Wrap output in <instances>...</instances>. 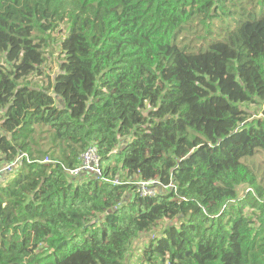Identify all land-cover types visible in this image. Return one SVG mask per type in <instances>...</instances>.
I'll return each mask as SVG.
<instances>
[{
	"label": "trees",
	"instance_id": "16d2710c",
	"mask_svg": "<svg viewBox=\"0 0 264 264\" xmlns=\"http://www.w3.org/2000/svg\"><path fill=\"white\" fill-rule=\"evenodd\" d=\"M234 2L0 0V170L29 158L0 184V264H264V0ZM91 146L107 181L66 170Z\"/></svg>",
	"mask_w": 264,
	"mask_h": 264
},
{
	"label": "built area",
	"instance_id": "2783aa9c",
	"mask_svg": "<svg viewBox=\"0 0 264 264\" xmlns=\"http://www.w3.org/2000/svg\"><path fill=\"white\" fill-rule=\"evenodd\" d=\"M23 159H29L26 154H22L13 163L8 164L0 170V184L4 182L3 175L5 177L12 173L17 165H19ZM45 162H49L47 158ZM69 175L73 178L87 177L95 179H107L104 176V167L98 149L94 146L89 147V149L82 154L80 159V164L73 169H66ZM116 184H119L116 180ZM137 185L136 193L141 198L153 197L158 192L157 189H162V191H168L175 189V185L171 183L170 185H163L158 181H146L141 183H135Z\"/></svg>",
	"mask_w": 264,
	"mask_h": 264
},
{
	"label": "rangeland",
	"instance_id": "374dc122",
	"mask_svg": "<svg viewBox=\"0 0 264 264\" xmlns=\"http://www.w3.org/2000/svg\"><path fill=\"white\" fill-rule=\"evenodd\" d=\"M247 0H236V2H234L231 6V9L233 11H235L236 17L243 15V14H247V11L249 8L252 10L254 8V6L256 4L252 3V6H248L247 5ZM261 9V7L258 8V12ZM47 59H48V64H47V74L53 75L54 73H56L57 71H59V64L61 63V59H62V55H61V50L60 49H55V47H53L52 49H49L47 51ZM35 78V77H34ZM36 81H38V85L41 86L44 83V78L40 79V78H36ZM34 84L36 85V83L34 82ZM249 111L251 112V116H253L254 118L256 117H262V107L258 106V105H250L249 107ZM44 137H49L48 134L44 135ZM40 145L42 147L43 150H47L50 147V141L49 140H44V141H40ZM122 144L119 145L118 149L119 150L121 148ZM36 149V148H35ZM116 150V151H117ZM115 151V152H116ZM114 152V153H115ZM261 158V156H259V159ZM257 157L253 158V159H249V160H245V162L256 171V174L258 175L259 179H262L264 177V165H262L260 163ZM113 160V159H112ZM114 162V160L112 161V163ZM3 178H5V175H3ZM76 183H81L80 179L75 180ZM179 221H177L178 223ZM171 221L166 222L164 224H162L161 228H164L165 226H167L168 224H170ZM172 223H176V220ZM158 233H160L159 231L153 232V233H144L143 235H141V238L134 244V253H138L139 250L144 246V243L147 242L148 240H150L154 235H158Z\"/></svg>",
	"mask_w": 264,
	"mask_h": 264
},
{
	"label": "water",
	"instance_id": "95a60500",
	"mask_svg": "<svg viewBox=\"0 0 264 264\" xmlns=\"http://www.w3.org/2000/svg\"><path fill=\"white\" fill-rule=\"evenodd\" d=\"M93 179H95V178H93Z\"/></svg>",
	"mask_w": 264,
	"mask_h": 264
}]
</instances>
